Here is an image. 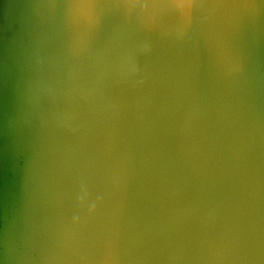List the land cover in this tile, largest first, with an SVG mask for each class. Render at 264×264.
I'll list each match as a JSON object with an SVG mask.
<instances>
[{"label":"water","instance_id":"95a60500","mask_svg":"<svg viewBox=\"0 0 264 264\" xmlns=\"http://www.w3.org/2000/svg\"><path fill=\"white\" fill-rule=\"evenodd\" d=\"M0 264H264V0H0Z\"/></svg>","mask_w":264,"mask_h":264}]
</instances>
